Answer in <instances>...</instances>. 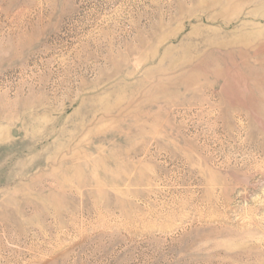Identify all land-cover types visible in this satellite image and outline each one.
Masks as SVG:
<instances>
[{"label":"rangeland","instance_id":"374dc122","mask_svg":"<svg viewBox=\"0 0 264 264\" xmlns=\"http://www.w3.org/2000/svg\"><path fill=\"white\" fill-rule=\"evenodd\" d=\"M0 264H264V0H0Z\"/></svg>","mask_w":264,"mask_h":264}]
</instances>
